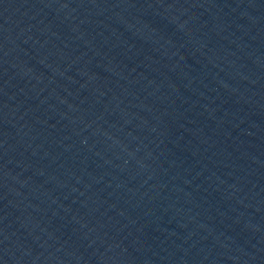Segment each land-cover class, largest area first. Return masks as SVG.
<instances>
[{
    "label": "water",
    "instance_id": "water-1",
    "mask_svg": "<svg viewBox=\"0 0 264 264\" xmlns=\"http://www.w3.org/2000/svg\"><path fill=\"white\" fill-rule=\"evenodd\" d=\"M0 264H264V0H0Z\"/></svg>",
    "mask_w": 264,
    "mask_h": 264
}]
</instances>
